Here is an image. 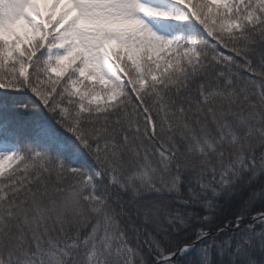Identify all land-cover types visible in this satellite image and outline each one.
Returning <instances> with one entry per match:
<instances>
[{
	"label": "snow or ice",
	"instance_id": "1",
	"mask_svg": "<svg viewBox=\"0 0 264 264\" xmlns=\"http://www.w3.org/2000/svg\"><path fill=\"white\" fill-rule=\"evenodd\" d=\"M0 264H264V0H0Z\"/></svg>",
	"mask_w": 264,
	"mask_h": 264
},
{
	"label": "trees",
	"instance_id": "2",
	"mask_svg": "<svg viewBox=\"0 0 264 264\" xmlns=\"http://www.w3.org/2000/svg\"><path fill=\"white\" fill-rule=\"evenodd\" d=\"M238 199L234 203H238ZM260 207V205H257V208L255 210H259ZM236 211L237 208L234 205L224 203L222 206V210L214 218V223L212 225L213 230H215L216 227H223L227 225L229 221L235 218Z\"/></svg>",
	"mask_w": 264,
	"mask_h": 264
}]
</instances>
